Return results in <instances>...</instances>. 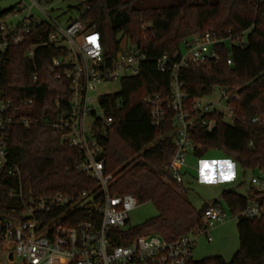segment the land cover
Segmentation results:
<instances>
[{"label": "trees", "instance_id": "1", "mask_svg": "<svg viewBox=\"0 0 264 264\" xmlns=\"http://www.w3.org/2000/svg\"><path fill=\"white\" fill-rule=\"evenodd\" d=\"M177 1L180 3L157 7L146 6L147 0H86L75 7V19L100 32L105 53H119L126 39L148 56L137 77L122 80L121 91L101 102L114 118L102 140L106 172L115 177L111 195H133L139 205L152 203L158 211L141 226L126 227L125 239L118 245H128L144 234L176 241L202 227L204 211L210 206L197 211L169 180L168 168L175 154L174 114L169 113L165 127L157 130L146 104L152 95L170 96L171 76L158 72L156 62L164 55L182 52L186 40L210 33L225 41L218 46V62L190 66L179 73L182 91L190 97L189 106L198 98L211 97L215 89L238 96L227 102L232 124L225 121L224 114L213 113L205 116L215 121L213 131L202 126L190 129L197 147L195 157L203 159L208 152L220 150L244 174L264 173V0ZM15 9L0 13V19ZM36 29L28 43L10 49L0 78L14 110L32 123L29 129L15 124L8 139L10 159L21 172V182L0 171V218L4 219L19 218L11 211L33 197L98 189L95 181L78 171L82 152L62 145L60 134L46 126L68 108L70 81L56 80L50 73L52 59L60 55L56 46L37 48L33 59L26 56L30 46L48 39L53 27L45 23ZM29 100L33 103L27 106ZM20 192L23 199L11 197ZM222 200L237 217L240 248L231 261L214 257L190 264H264V220L242 216L249 202L264 205V191L247 197L224 191ZM211 205L222 206L218 201Z\"/></svg>", "mask_w": 264, "mask_h": 264}, {"label": "built area", "instance_id": "2", "mask_svg": "<svg viewBox=\"0 0 264 264\" xmlns=\"http://www.w3.org/2000/svg\"><path fill=\"white\" fill-rule=\"evenodd\" d=\"M28 1L29 5L22 6L21 10L15 9L13 13L28 11L30 15L10 26L0 23V78L10 49L28 43L38 26L51 25L53 30L48 39L30 46L26 56L33 59L36 49L42 46L59 48L60 55L52 59L50 73L56 76V80L70 81L71 99L68 108L46 126L60 134L62 145L82 152L83 160L77 167L78 171L95 181L98 189L76 195L38 196L24 202L22 207L11 211L19 218H0V250L7 252L9 264H15L16 260L23 264H190L198 239L205 238L211 244L215 229L226 222L228 215L222 206L207 207L202 227L176 241H166L158 234H144L128 245H118L125 239L123 231L129 223V214L139 204L133 195L113 196L110 193L115 177L106 172L102 140L108 136L114 118L101 104L104 97L98 100V111L94 108L91 92L102 84L137 77L142 64L148 61L147 54L127 41L119 53L107 54L96 26L88 28L81 20L74 19L66 27H61L51 21L44 10L51 0ZM35 9L48 19L39 20L31 15ZM224 42L215 34L195 36L183 42L186 53L164 55L156 62L158 72L171 76V94L168 98L152 95L146 104L152 125L157 130L165 127L169 113L174 114L175 154L168 175L175 185H182L187 157L197 148L190 129L202 126L213 131L215 121L205 116L224 114V105L229 109L227 102L238 100L237 95L231 96L220 90V101L212 102L207 99L209 97H201L190 107V97L182 91L179 73L190 66L218 62V46ZM228 65H232V60H228ZM36 80L37 75L34 76ZM32 103L29 100L27 106ZM121 104L118 103V107ZM17 123L26 129L32 124L14 110L13 101L0 86V171L21 182V172L10 159L7 146ZM254 190L264 191V180L254 178L249 195ZM12 196L23 199L22 192L17 195L11 193ZM242 216L264 220V205L249 202Z\"/></svg>", "mask_w": 264, "mask_h": 264}, {"label": "rangeland", "instance_id": "3", "mask_svg": "<svg viewBox=\"0 0 264 264\" xmlns=\"http://www.w3.org/2000/svg\"><path fill=\"white\" fill-rule=\"evenodd\" d=\"M84 1L86 0H51L50 4L44 6V10L51 21L58 23L61 27H66L69 21L74 20L78 16L75 7ZM178 3L180 2L177 0H147L146 6L161 7L171 4L176 5ZM29 4L28 0H0V13L7 12L12 8L21 10L22 6ZM28 15H30L28 11L11 13L7 17L1 18L0 23H5L10 26ZM31 15H34L39 20L48 19V17L44 16L36 9L32 11ZM125 44L126 39L122 41L121 47H124ZM227 46L230 48L231 43L228 42ZM183 52H187L185 47L183 48ZM120 91L121 82L106 83L98 86L94 92H91V96L94 98V108L98 111V100L100 97L115 95ZM207 99L212 102L220 101V90L215 89L212 96ZM222 112L225 115V121L228 124H232L233 115L225 105L222 108ZM213 160L217 163L215 165L214 172L216 175H213L214 177L210 173L212 171L210 162ZM220 161H223V163H230L227 167H222L223 164L221 165L219 163ZM218 163L220 164V168L218 167ZM187 166H190V168L186 169V173L184 174L183 187L181 188L179 185H176V190L183 192L185 198L197 211L202 210L205 205H211L218 201L227 211L228 215L226 222L219 225L213 232V242L211 244L208 243L205 238L198 239V243L193 251V260L202 261L209 258L222 257L226 261H231L240 248V238L237 229V219L230 213L222 200V194L224 191H233L241 196L247 197L251 191L252 180L254 178L264 180V173L249 171L244 174L241 167L235 161L227 158L220 150L208 152L205 159L197 158L194 153H191L187 157ZM198 167L202 172L201 176L200 172H196ZM218 168L220 172H218ZM211 177H213V179H211ZM157 215L158 211L152 203L138 205V207L129 214V224L127 228L141 226ZM7 258V252L0 250V264H9ZM15 264H23V262L21 260H16Z\"/></svg>", "mask_w": 264, "mask_h": 264}, {"label": "crops", "instance_id": "4", "mask_svg": "<svg viewBox=\"0 0 264 264\" xmlns=\"http://www.w3.org/2000/svg\"><path fill=\"white\" fill-rule=\"evenodd\" d=\"M204 159H205V158H204ZM203 161H204V160H203ZM202 163H205V162H202ZM219 163H220L221 165L223 164L222 167H227L228 164H229L230 162H229V163H228V162H224V163H223V161H220ZM219 163H218V167L220 168V164H219ZM208 164H209V163H208ZM210 164H211V168H212V171L210 172L211 175H212V176H213V175H216L215 172H214V170H215V165L217 164L216 161L213 160V161L210 162ZM199 167H200V166H199ZM199 167L196 169V172H198V173L200 172V176H201V175H202V172L200 171V168H201V167H200V168H199ZM188 168H190V166H187V165H186V167H185V168L183 169V171H182V175H183V183H182V185H180L181 187H183V184H184V174L186 173V169H188ZM219 168H218V172H220V169H219ZM218 172H217V174H218ZM213 177H214V176H213ZM213 177H211V179H213ZM218 177H219V176H218ZM219 178H220V177H219ZM217 179H218V178H217Z\"/></svg>", "mask_w": 264, "mask_h": 264}]
</instances>
